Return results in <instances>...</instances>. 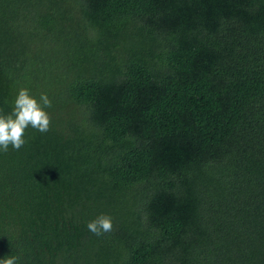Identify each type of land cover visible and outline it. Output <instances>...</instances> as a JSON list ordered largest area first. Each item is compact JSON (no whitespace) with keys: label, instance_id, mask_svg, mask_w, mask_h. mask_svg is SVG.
I'll use <instances>...</instances> for the list:
<instances>
[{"label":"trees","instance_id":"obj_1","mask_svg":"<svg viewBox=\"0 0 264 264\" xmlns=\"http://www.w3.org/2000/svg\"><path fill=\"white\" fill-rule=\"evenodd\" d=\"M21 88L51 125L0 151V259L264 264V0H0Z\"/></svg>","mask_w":264,"mask_h":264},{"label":"clouds","instance_id":"obj_2","mask_svg":"<svg viewBox=\"0 0 264 264\" xmlns=\"http://www.w3.org/2000/svg\"><path fill=\"white\" fill-rule=\"evenodd\" d=\"M52 107V101L46 93L39 99L30 94L29 89L18 91L11 113L0 114V151L7 152L9 146L14 150L21 149L25 143V131L31 126L40 133L50 130L51 117L46 109ZM87 229L96 236L110 233L113 230V218L101 214L87 224ZM18 256L10 255L0 259V264H18Z\"/></svg>","mask_w":264,"mask_h":264}]
</instances>
